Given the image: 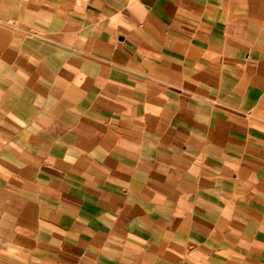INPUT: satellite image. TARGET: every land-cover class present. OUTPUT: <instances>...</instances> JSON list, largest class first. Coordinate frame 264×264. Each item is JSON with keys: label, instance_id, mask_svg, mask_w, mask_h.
Returning <instances> with one entry per match:
<instances>
[{"label": "crops", "instance_id": "obj_1", "mask_svg": "<svg viewBox=\"0 0 264 264\" xmlns=\"http://www.w3.org/2000/svg\"><path fill=\"white\" fill-rule=\"evenodd\" d=\"M0 264H264V0H0Z\"/></svg>", "mask_w": 264, "mask_h": 264}]
</instances>
